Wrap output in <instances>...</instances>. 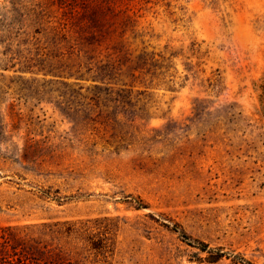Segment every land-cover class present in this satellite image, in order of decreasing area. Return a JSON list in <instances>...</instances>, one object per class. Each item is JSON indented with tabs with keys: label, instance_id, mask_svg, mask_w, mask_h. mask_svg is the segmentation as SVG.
I'll list each match as a JSON object with an SVG mask.
<instances>
[{
	"label": "rangeland",
	"instance_id": "obj_1",
	"mask_svg": "<svg viewBox=\"0 0 264 264\" xmlns=\"http://www.w3.org/2000/svg\"><path fill=\"white\" fill-rule=\"evenodd\" d=\"M84 220L73 264H264V0H0V226Z\"/></svg>",
	"mask_w": 264,
	"mask_h": 264
},
{
	"label": "trees",
	"instance_id": "obj_2",
	"mask_svg": "<svg viewBox=\"0 0 264 264\" xmlns=\"http://www.w3.org/2000/svg\"><path fill=\"white\" fill-rule=\"evenodd\" d=\"M79 8L78 10L77 5L73 4L58 3L59 15H65L67 18L77 16L79 12L87 11L85 7L79 6ZM59 19L60 17L58 18L59 37L65 40L76 33L74 40L81 38V42L76 41L71 48H74L77 56L88 55L89 51L84 48L92 44V41L87 40L94 39L96 36L93 28L85 29L83 32L75 31L78 26L73 24L67 27L66 23L62 22L63 26H60ZM90 58L92 57H89V60ZM109 65L108 62L102 63L98 65V69H106ZM77 67L82 68L84 65L78 62ZM87 69L90 70L91 67H87ZM88 222L89 220L65 223L56 221L19 226H0V264H73L69 258H64L61 255L60 249L58 253V240L61 238H79L80 234L91 228ZM89 239L90 237H88ZM91 244L94 242L91 241Z\"/></svg>",
	"mask_w": 264,
	"mask_h": 264
}]
</instances>
